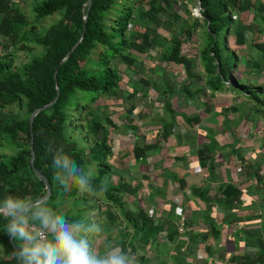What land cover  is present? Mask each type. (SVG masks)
Listing matches in <instances>:
<instances>
[{"label": "trees", "instance_id": "16d2710c", "mask_svg": "<svg viewBox=\"0 0 264 264\" xmlns=\"http://www.w3.org/2000/svg\"><path fill=\"white\" fill-rule=\"evenodd\" d=\"M26 1L0 0V199L9 195L35 196L47 193L45 184L36 177L31 167L33 142L35 170L41 172L50 183L52 195L49 206L54 211L66 208L64 214L69 219H78L83 217L79 211H92L98 209L99 205L120 208L129 225L127 231L132 229L136 234L142 233L144 241L148 243L157 235L156 229L151 226V220L137 204L134 210H130V205L125 203V206L121 201L127 191L132 192L133 187L114 185L110 181H117L119 178L116 175L119 171L110 166V158L115 156L114 149L109 144L110 137L112 131L118 130V126L111 119L109 108L122 88L121 74L132 69L135 73L138 72L144 66L143 60L154 50L159 62L168 67L159 75L164 78L161 81L162 91H155V95H150L151 89L147 83L151 81L155 84L152 74L147 80L142 78L139 83L136 81V89H130V99L139 96L141 99L149 97L155 100L160 95L163 98L158 110H168L170 114L171 104H167L166 99L168 95L174 98L179 94L185 99H198L207 112H212L209 98L217 97L218 93L234 92L244 98L237 105L253 103V109L261 113L264 111V86H244L239 84L235 75L227 77L231 72L229 60L218 36L226 27V45L228 46L229 35L232 33L235 36L233 46L239 49L246 47V34L256 35L264 30V3L259 0H197L201 16L194 17L189 22V11L186 20L181 19L178 13L181 8L187 10L186 5L193 0H93L88 11L89 0H44L32 7L33 16L30 20L22 11ZM250 14L254 26L259 29L256 30L257 33L252 31L253 25L242 19ZM53 16L57 17L54 24L40 33L39 26ZM235 16L241 18V21H236ZM84 17L86 28L83 31ZM173 20L177 22L176 25L168 22ZM200 21L204 24V44L201 42V46L199 45L197 56L190 57L184 50L189 40L194 38L193 34ZM156 23L166 26L169 39L153 33L152 25ZM76 45L68 61L57 71L55 82L54 73L60 62L67 58ZM32 46L41 48L43 54L17 67L15 53L31 49ZM252 48L258 49L262 59L260 64L256 61L252 66L259 73L263 72L264 36L259 45L253 41ZM234 52L237 59L235 67L238 70L240 57L235 49ZM199 64L203 71L201 76L194 73ZM171 65L182 70L188 79L197 78L202 85H186L179 93L171 82L166 81V73ZM154 67L155 65L151 68ZM55 100L52 107L35 117L32 130L30 119L34 111ZM101 101L107 106L102 107ZM233 108L236 111L239 107ZM127 110L132 113L134 107L130 106ZM153 110L152 106L139 116L143 128L153 129V133L154 129L157 130L152 142L147 139L149 145L145 144L146 136L139 132L138 126L123 124L125 129L129 128L133 132L130 160L134 159L132 161L136 163L140 162L145 152L164 149L163 145L176 124V117L190 128L201 125L202 122L197 114L185 116L176 112L171 115L172 123H168L160 121L158 115L153 116ZM228 110L230 108H225L222 112ZM145 118L150 121H144ZM244 119L248 120L246 116ZM210 130L205 133L215 135ZM211 136L210 146L203 153L213 148L214 139ZM50 141L62 147L65 154L82 168L95 163L97 180L105 176L109 178L106 194L92 199L75 189L65 192L55 184L52 180V157L47 151ZM200 162L203 165V161ZM123 169L125 170L124 166ZM209 169L213 170L211 166ZM223 194L226 195L227 205L239 200L240 196L238 191L230 187ZM113 217L109 216L108 220L114 222ZM3 223L0 221V264H19L15 256L16 245L9 243ZM129 244L135 247L132 239ZM260 252V256L251 264H264V246H261Z\"/></svg>", "mask_w": 264, "mask_h": 264}, {"label": "crops", "instance_id": "0c3cea01", "mask_svg": "<svg viewBox=\"0 0 264 264\" xmlns=\"http://www.w3.org/2000/svg\"><path fill=\"white\" fill-rule=\"evenodd\" d=\"M259 58L262 60L260 56ZM260 60L257 61L259 64ZM195 71L194 73L197 74ZM187 80L183 86H194L191 84L190 79L187 78ZM153 81L155 85H160V82H157L156 79H153ZM123 87L125 88V85ZM172 87L174 86L172 85ZM130 89H128L129 93ZM129 93L126 90L123 91V101L129 99ZM176 98L190 100L180 97L179 94L174 98L168 95L166 103L168 104L171 99ZM194 103L198 107L202 104L198 99L194 100ZM133 107L135 109V106ZM253 108L251 107L249 111L243 109L242 113H240L241 108H237L236 111L210 112L212 113L210 116L195 113L202 121L201 125L198 126L203 129V134L197 130L196 132L189 131L185 136L186 134L183 131L180 132L177 128H172L170 136L163 145V150L147 151L140 162L133 161L134 165L142 164L146 166L147 163L144 159L149 152L154 151L156 154L155 168L153 167L154 169L149 171L148 174L128 175L126 169L117 166L118 173L121 172V175L118 176V182L114 185H131L133 187H130L132 192L127 191L124 194L121 199L122 203L127 204L124 200L125 195L130 197L131 202L137 204L144 211L145 216L151 220V226L156 229L157 235L146 243L142 233L136 234L135 231L130 229L131 227L127 231L129 225L125 221L120 208L101 205L98 209L91 211V213L97 214L99 218L97 221L102 226L108 222L109 229H111L114 222L112 223L108 218L112 215L119 223L116 227L117 234L115 236L110 238L108 235H103V237L94 241L97 243L98 249H102L106 241H112L127 249L122 241L123 239H127V241L129 239L130 242V239H132L135 247L130 246V248L136 255L140 256L138 258L139 264H251L254 262L261 254V246H264V137H260L261 131H259V135H254V131L250 130L248 132L251 140L250 146L245 147L242 140H239L236 134H232V142L227 146L222 145L220 141L223 133L219 129L213 130L210 128V125L213 124L215 127L217 125L222 127V131H226V123L219 122L218 118L223 117L225 119L224 114H231L232 112V115L236 113L239 115L235 124L240 123L241 119L245 120V116L247 119H254L253 121L256 124L258 115L264 118V111L257 113L258 111ZM127 109L125 113H133H128ZM160 110L168 115L169 120L166 122L172 123L171 115L176 114L173 105H171L170 114H168V110ZM154 115L161 118L160 113ZM180 115L189 116L185 113ZM203 120L206 121L207 125L203 124ZM122 128L125 130L123 125ZM262 129L264 130V126ZM207 130L215 134L212 135L214 139L213 148L203 153L210 146L209 136L211 135L205 133ZM126 131L131 132L129 128ZM122 135L125 134L122 133ZM130 136L132 137L130 140L131 146L127 149L117 146L116 149L119 152L129 150V155H132L133 132ZM145 144H148V142ZM240 149L242 150L240 151ZM253 149H257V152L250 154L249 151ZM164 150L168 158L167 156L166 158L163 157ZM245 151H248V153L244 154ZM201 153H203V156H200ZM201 160L203 165L200 162ZM209 166L213 170L209 169ZM95 170L97 171L96 168ZM255 173H258V175ZM227 187L240 193L239 200H234L229 205L225 202L226 195L223 194ZM175 197H179L181 200L179 208L175 205ZM147 202H149V207H145ZM131 206L133 208V203H131ZM179 209H181V212L178 211ZM66 211L65 208L60 209L59 212L65 213ZM180 216L183 217L185 228H187V239L182 245V249L181 245L176 242L178 237L176 221ZM199 227L205 229V231H202L204 235L202 234L201 241L203 242L200 241V236H198L197 228ZM202 243H204V246L201 245Z\"/></svg>", "mask_w": 264, "mask_h": 264}, {"label": "rangeland", "instance_id": "374dc122", "mask_svg": "<svg viewBox=\"0 0 264 264\" xmlns=\"http://www.w3.org/2000/svg\"><path fill=\"white\" fill-rule=\"evenodd\" d=\"M42 1H44V0H27L26 1V4L23 6L22 11L24 12L27 19L30 20L31 17L33 16L32 15V7L39 5ZM259 1L264 3V0H259ZM197 7H198L197 0H193L192 2H188V4L186 5L187 10L181 8V10H179L178 14L180 15L181 19L183 18L186 20V18L188 16L187 11H189L190 12V14H189L190 18H187V20L189 22H192V19L194 17L199 18V16H194V12H193V10ZM235 17H236V21H241V18H239L237 16H235ZM242 19L245 21V23H249V24L253 25L252 31L256 32V30L258 28H256L254 26L255 24L252 21V14L246 15ZM55 20H57L56 16H53L51 18H47L42 23V25L39 26V32L40 33L44 32V30L47 27L54 24ZM168 22L173 24V25L177 24V22L175 20L168 21ZM203 29H204V24L200 21L198 24V27L196 28L197 31L195 30L196 32H194V34H193L194 38L192 40H189L188 44H186L184 53H189L190 57L197 56L199 45L201 46V42H202V45L204 44ZM226 29H227L226 27H224L222 29V31L220 32V34L218 36V41L220 42L221 46L223 47L225 55L229 60V68H230L231 72L228 73L227 77L229 78L232 75L233 76L235 75V79L239 82V84L244 85V86H247V85L253 86V87L264 86V67L262 68L263 72H260V74H259V71L256 68H253V66H252V63L260 60L259 51L256 48L255 49L252 48V43H253V41H256V44L259 45L263 42L264 30L262 29L261 30L262 32H258V33L256 32L257 33L256 35H254L255 33L246 34L245 40H246L247 46L239 49V48H236L235 46H233L235 36L232 33H230V35H229L228 46L226 45V40H225ZM152 30H153V33L161 35V38H166V39L170 38V34L166 30V26L163 23L162 24L156 23V24L152 25ZM201 39H202V41H201ZM234 49H235L238 57H240L238 70H236V67H235L237 59H236ZM15 54H16V66L21 67L22 65L28 63L32 58L40 57L43 54V50L41 48H36V47L32 46L31 49L23 50V51L15 53ZM156 55H157L156 52L152 51V53H150V55L143 60L144 66L140 67V70L136 73H135V71H132V72L127 71V72L123 73L122 72L123 70H121V72H122L121 77H122V81H123L121 84L122 88L120 89V91L117 92V98H116V100H113L111 102L112 107L109 108L111 119L119 127V129L117 131H112L111 137H110V143L109 144L115 150V157L110 158V160H111L110 166H113V169L115 168L117 171H118L117 166L121 169L124 166V168L126 169V172H128V175H130V174L131 175L132 174H135V175L148 174L149 171H151L152 169L155 168L154 163H155L156 159H151L149 162H147L146 166H143V165L137 166V165H134V162L132 160H130V155L128 153L129 150L119 152L118 149H116V147L121 146V148L127 149L129 146H131L130 140L132 139V137L130 136L131 132H127L126 129L124 130L122 128V125L124 124V125L128 126V125L134 124L135 126H141V127H139V130H140L139 132L143 133L146 136V142H148V141L152 142L156 129H154V133H153V129L150 130V128L149 129L143 128L141 125L143 122H142V120H140V117H139L140 114L143 111L145 112L146 110H148L149 108H151L153 106L154 110L152 112V115L160 113V115H161L160 121L161 120H164V121L169 120L168 115L164 114L162 112V110H158V108H157L159 106V104L162 102V98H163L160 95H158V97H156L155 100H152L149 97L141 99L139 96H135L131 100H130V98L126 99L125 101L122 100L123 90H126V92L129 93L128 89H130L132 86L134 89H136V84H135L136 81L139 83L140 79H142V78L144 80H147L146 78L150 77L152 74L154 76V79H156L157 82H160V85H155L154 83L152 84L151 81L150 82L147 81L148 82L147 86H149V89H151V90H149L150 95H155V91H160V92L162 91V88H161L162 82L161 81L164 80V78L159 77V75L163 71H165L168 67H167V64L160 63L159 60L157 59ZM154 65H155V67L153 68L154 69L153 70L151 67ZM199 66H200V64H199ZM200 67H198L195 72L197 73V75L201 76L203 74V71ZM121 69H123V68H121ZM232 71H234L233 74H232ZM166 75H167L166 81L171 82V84L175 87V89L177 91H179V93H180V91H182V88L185 87V86H183L184 82L188 81L186 78V74H184L182 72V70H179V68L177 66L171 65L170 69L167 70ZM200 76H198V77H200ZM140 84L142 87L144 86V84H142V83H140ZM191 84L198 85V87L200 85H202V83L198 82L197 78H193V80H191ZM124 85H125V88L123 87ZM240 89H243V88H240ZM84 95H89V94H84ZM85 98H87V96H85ZM211 98H209V100H210L209 104H210L212 113L222 112L223 110H225V108H230V110H233L234 109L233 107H235V106L241 108L240 113H242L243 109H246L249 111V110H251L250 109L251 107L255 106L253 103H250L247 105H237L238 103L243 101L244 98H243V96H237V94L234 92L233 93L232 92L218 93L217 97L212 98V99ZM169 102L171 105H173V108L176 110V112L179 115L181 113H183V114L185 113L189 116L193 115L195 113H199V114L202 113V114H205L206 116L212 115V113L207 112V110L204 109V104H201L198 107V105L196 103H194V100L188 101V100H181V99L176 98V99H171ZM100 105H102V107H103V105H104L103 101H101ZM130 105L135 106V109H134L132 114H127L125 112H126V109ZM104 106H107V104H105ZM104 109H105V107H104ZM232 114H233V112L231 114L230 113L224 114L226 121L223 117L218 118L219 122L226 123V126H225L226 131H222L223 128L218 126V125H217V127H215L213 124L210 125V128H212L213 130L219 129V131H221V133H223L222 136L220 137V141H221L222 145L223 144H225L227 146L230 145V142H232V134H234V135L236 134L238 139L242 140L245 147L250 146L251 140H250V135L248 133V132H250V130L254 131V135H259V131H261L260 137H264V130L262 129V127L264 126V118L262 116H260V115L257 116V119H256L257 123L256 124L253 121L254 119H252V118H251L252 120L251 119H248V120H246V119L242 120L241 119L240 123L235 124V121H236V119H238L239 115L237 113L234 115H232ZM153 116H151V119ZM144 121L149 122L150 119L145 118ZM205 122L206 121L203 120V124L207 125V123H205ZM159 124H160V122H159ZM175 128H177V130H179L180 132L183 131V133L186 134L185 136H187L186 131H195L196 132L197 130H199V132H201V134H203L202 128H200L199 126H194L191 129V128L185 126L183 124V121L179 117H176V124L173 127V129H175ZM173 129H171V131ZM236 130H237V132H236ZM122 133H124L125 135H122ZM147 139H148V141H147ZM202 141H203V139H202ZM150 142H148V143H150ZM118 143H120V144H118ZM241 150L242 149H240V151ZM249 152H250V154L256 153L257 149L256 150L255 149L250 150ZM247 153H248V151H245L244 154H247ZM166 156H167L166 151L164 150L163 157L166 158ZM167 158H168V156H167ZM113 162H114V164H113ZM94 164L95 163H93L92 165H94ZM115 164H117V165H115ZM241 173H244V172H241ZM116 175L119 176L121 174L118 173ZM110 181H112L113 184L118 182L115 179H112ZM110 181H109V183H110ZM125 196L126 197L124 200L127 202V204H130V207H129L130 210H134V206L136 204L134 202H131L130 197H128L127 195H125ZM141 200H142V198H141ZM131 203H133V205H134L133 208H131L132 207ZM99 206H101V205H99ZM145 207H149V202L146 203ZM120 211L122 212L121 209H120ZM89 212H91V211H85V212L79 211V213L81 215H83V214L85 215L86 213H89ZM135 214L136 213H134V215ZM74 215H76V211H75ZM94 215H95L96 220L99 219L97 217V214L94 213ZM103 220H105V219L103 218ZM113 220H114V225L112 226L111 229H109L110 225L108 222L105 223L104 226H102L104 229V235H108V237H110V238L117 234L116 233V227L119 223V221L116 220L115 217L113 218ZM121 224H123V222H121ZM105 233H107V234H105ZM98 239H100V238H98ZM94 243H95V246L97 247V243L96 242H94Z\"/></svg>", "mask_w": 264, "mask_h": 264}, {"label": "clouds", "instance_id": "9594fccd", "mask_svg": "<svg viewBox=\"0 0 264 264\" xmlns=\"http://www.w3.org/2000/svg\"><path fill=\"white\" fill-rule=\"evenodd\" d=\"M47 151L52 157V180L65 192L75 189L92 199L106 194L109 178L97 180L94 165L80 167L54 141L48 143ZM50 194L0 199V221L16 245L19 264H139L131 248L112 241L98 249L94 241L103 237L104 229L94 213L69 219L49 206Z\"/></svg>", "mask_w": 264, "mask_h": 264}, {"label": "water", "instance_id": "95a60500", "mask_svg": "<svg viewBox=\"0 0 264 264\" xmlns=\"http://www.w3.org/2000/svg\"><path fill=\"white\" fill-rule=\"evenodd\" d=\"M93 0H89L88 3H87V11L89 10L90 6H91V3H92ZM201 16V15H200ZM86 28V17H84V23H83V31L85 30ZM77 45L74 46L72 48V50L69 52L67 58L65 60H63L62 62H60L57 70L55 71L54 73V80L56 82V74H57V71L60 69V67L66 63L68 61V59L70 58V56L73 54V52L75 51ZM56 103V100L54 102H52L51 104L41 108V109H37L34 111L33 115L31 116V119H30V126H31V129L33 130V126H34V122H35V117L40 114L41 112L49 109L50 107H52L54 104ZM31 154H32V159H31V167L34 169V173L36 175V177L45 184L46 186V189H47V193H49L50 191V196L52 195V188L50 186V183L49 181L47 180V178L41 173V172H38L37 170H35V152H34V147H33V142H32V147H31ZM11 245H14V243L12 241L9 242Z\"/></svg>", "mask_w": 264, "mask_h": 264}, {"label": "built area", "instance_id": "2783aa9c", "mask_svg": "<svg viewBox=\"0 0 264 264\" xmlns=\"http://www.w3.org/2000/svg\"><path fill=\"white\" fill-rule=\"evenodd\" d=\"M198 4V7L197 8H195L194 10H193V12H194V16H200V7H199V3H197ZM133 87V86H132ZM131 87V88H132ZM189 133V131L187 132V134ZM155 156H156V154H155V152L154 151H151V152H149L148 154H147V156H146V158L144 159V161H145V163H147V162H149L151 159H156L155 158ZM142 165V164H141ZM174 201H175V205L176 206H178V208L180 207V205H181V200H180V198L179 197H175V199H174ZM179 212H181V209H179L178 210ZM176 223H177V228H176V233H177V243L178 244H180L181 245V249H182V245L184 244V242H186V239H187V234H186V229L187 228H185V224H184V221H183V217L182 216H180L179 217V219L176 221ZM198 229V236H200V241H201V239L203 238V233H202V231H205V229H204V227H199V228H197ZM203 234V235H202ZM186 237V238H185ZM125 245H126V247H127V249L128 248H130V244H129V239H128V241H127V239H123V241H122ZM121 242V243H122ZM201 242H203V241H201ZM201 245H203L204 246V243H202ZM175 246V245H174ZM148 255V254H147ZM146 255V256H147ZM137 257L138 258H140V256L139 255H137Z\"/></svg>", "mask_w": 264, "mask_h": 264}]
</instances>
